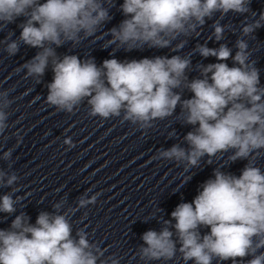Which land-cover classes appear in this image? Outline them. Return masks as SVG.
<instances>
[{"label": "clouds", "instance_id": "1", "mask_svg": "<svg viewBox=\"0 0 264 264\" xmlns=\"http://www.w3.org/2000/svg\"><path fill=\"white\" fill-rule=\"evenodd\" d=\"M107 0H0V27L24 17L19 39L41 49L23 65L28 76L41 77L51 60L53 79L48 85L47 103L59 111L72 113L85 98L90 115L107 119L119 116L149 126L156 118L173 114L181 95L174 90L187 80L189 59L178 55L119 61L106 59L98 67L94 59L81 60L76 55L57 58L52 45L79 43L95 35L111 17L104 7ZM250 0H123L124 15L118 27L112 28V40L128 50L144 45L165 48L180 34L187 35L203 25L214 12L245 13ZM264 20V13H261ZM261 27L260 21L245 25L244 35ZM224 28L214 26L217 41ZM179 47V46H178ZM237 51L221 45L218 49L200 46L203 57L214 56L220 62L202 69V79L187 82L193 94L183 100L185 122L197 126L187 133L190 148L173 146L162 155L176 160L186 159L197 165L201 157L234 149L232 160L247 159L264 149V87H260L259 71L248 63V45L238 40ZM19 50L16 41L7 46L10 55ZM229 58L238 66L230 67ZM210 74V76H209ZM5 115L0 111V130ZM71 144V140H65ZM16 179L8 180L11 185ZM91 201L81 200L84 206ZM9 195L0 197V212L15 211ZM185 262L212 264L213 257L232 261L251 257L247 264H264V172L246 165L237 177L214 171L191 203H180L171 213ZM170 223L169 221L165 222ZM210 229L201 234V227ZM72 237V226L66 214L42 212L35 225L23 214L11 223V230L0 229V264H97V255L83 232ZM173 232L168 227L160 232L149 230L142 239L141 257L148 260H170L177 251Z\"/></svg>", "mask_w": 264, "mask_h": 264}]
</instances>
